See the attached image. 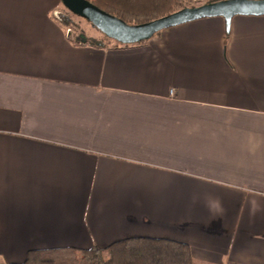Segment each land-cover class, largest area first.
Here are the masks:
<instances>
[{
	"label": "crops",
	"instance_id": "0c3cea01",
	"mask_svg": "<svg viewBox=\"0 0 264 264\" xmlns=\"http://www.w3.org/2000/svg\"><path fill=\"white\" fill-rule=\"evenodd\" d=\"M61 3L0 0V263L150 237L264 264V15L99 46Z\"/></svg>",
	"mask_w": 264,
	"mask_h": 264
},
{
	"label": "trees",
	"instance_id": "16d2710c",
	"mask_svg": "<svg viewBox=\"0 0 264 264\" xmlns=\"http://www.w3.org/2000/svg\"><path fill=\"white\" fill-rule=\"evenodd\" d=\"M89 1L102 10L133 24L152 21L191 4L186 0ZM62 22L65 26L69 23L67 20ZM90 40L93 44L105 45L103 41ZM115 43L120 44L117 41ZM0 264H193V256L189 245L179 241L166 238L132 237L114 242L103 249L97 246L89 249H34L28 252L22 263Z\"/></svg>",
	"mask_w": 264,
	"mask_h": 264
},
{
	"label": "water",
	"instance_id": "95a60500",
	"mask_svg": "<svg viewBox=\"0 0 264 264\" xmlns=\"http://www.w3.org/2000/svg\"><path fill=\"white\" fill-rule=\"evenodd\" d=\"M62 2L72 13L91 21L107 37L123 44L150 39L165 28L200 18L223 16L229 29L232 18L236 15H264V0H218L186 6L152 21L133 24L102 10L89 0ZM80 37L86 41V36Z\"/></svg>",
	"mask_w": 264,
	"mask_h": 264
},
{
	"label": "rangeland",
	"instance_id": "374dc122",
	"mask_svg": "<svg viewBox=\"0 0 264 264\" xmlns=\"http://www.w3.org/2000/svg\"><path fill=\"white\" fill-rule=\"evenodd\" d=\"M56 17L69 22L65 26L67 33L68 29H70L69 33H73L77 36L84 35L89 39H97L103 41L105 44H108V40L103 37V34L98 29L94 28L86 19L72 13L63 3L60 4ZM109 42L111 43L110 40Z\"/></svg>",
	"mask_w": 264,
	"mask_h": 264
},
{
	"label": "flooded vegetation",
	"instance_id": "af4514ba",
	"mask_svg": "<svg viewBox=\"0 0 264 264\" xmlns=\"http://www.w3.org/2000/svg\"><path fill=\"white\" fill-rule=\"evenodd\" d=\"M63 3V2H62ZM64 4V3H63ZM67 8V7H66ZM85 19V18H84ZM87 20V19H86ZM87 21H89V20H87ZM91 24H92V26L94 27V28H96L94 25H93V23L91 22V21H89ZM96 29H98V28H96ZM99 30V29H98ZM100 31V30H99Z\"/></svg>",
	"mask_w": 264,
	"mask_h": 264
},
{
	"label": "built area",
	"instance_id": "2783aa9c",
	"mask_svg": "<svg viewBox=\"0 0 264 264\" xmlns=\"http://www.w3.org/2000/svg\"><path fill=\"white\" fill-rule=\"evenodd\" d=\"M57 17H58V16H57ZM58 19L62 21L61 18H58ZM69 31H70V29H68V33H69ZM171 94H173V90H171Z\"/></svg>",
	"mask_w": 264,
	"mask_h": 264
}]
</instances>
